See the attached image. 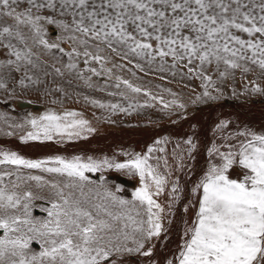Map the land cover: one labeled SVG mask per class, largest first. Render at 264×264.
Returning <instances> with one entry per match:
<instances>
[{"label":"rangeland","instance_id":"obj_1","mask_svg":"<svg viewBox=\"0 0 264 264\" xmlns=\"http://www.w3.org/2000/svg\"><path fill=\"white\" fill-rule=\"evenodd\" d=\"M18 103L40 105L43 113H32L41 116L73 107L93 122L129 131L177 127L218 105L264 107V0H0V143L19 140L38 123ZM12 146L0 145V158L14 156ZM18 162L0 159V264L114 260L93 246L111 252L112 241L87 242L95 230L68 225L72 209L81 211L80 192L57 190L60 180L37 167L40 162ZM87 178L92 183L80 180L76 191L89 184L114 192L144 233L166 241L152 224L151 201L131 188L116 189L113 178Z\"/></svg>","mask_w":264,"mask_h":264},{"label":"bare ground","instance_id":"obj_2","mask_svg":"<svg viewBox=\"0 0 264 264\" xmlns=\"http://www.w3.org/2000/svg\"><path fill=\"white\" fill-rule=\"evenodd\" d=\"M17 106L28 109L38 123L19 140L0 145H13L17 161L24 163L20 165L35 167L40 162L37 167H45L60 180L57 190L69 195L80 192L81 211L72 209L68 225L95 230L87 242L112 241V253L93 245L102 257L112 254L114 260L108 264H264V230L259 229L264 206V107L218 105L204 115L187 117L177 127L129 131L93 122L88 113L73 107L41 116L32 113H43L40 105ZM33 140L40 142L36 153ZM50 150L55 155L45 157ZM4 154L1 158L16 159ZM91 174L113 178L116 189L131 188L136 196L151 201L152 224L168 235L166 241L152 237L150 230L144 233L135 216L122 212L114 192L88 189L89 184H84L82 193L76 191L80 180L92 181L87 178ZM169 245L164 256L161 252Z\"/></svg>","mask_w":264,"mask_h":264},{"label":"water","instance_id":"obj_3","mask_svg":"<svg viewBox=\"0 0 264 264\" xmlns=\"http://www.w3.org/2000/svg\"><path fill=\"white\" fill-rule=\"evenodd\" d=\"M35 244V243H34Z\"/></svg>","mask_w":264,"mask_h":264}]
</instances>
